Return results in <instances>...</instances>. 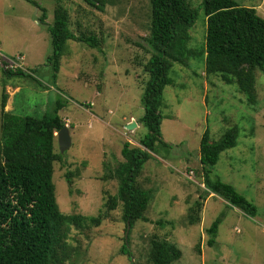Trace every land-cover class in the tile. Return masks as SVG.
<instances>
[{
	"label": "rangeland",
	"instance_id": "obj_1",
	"mask_svg": "<svg viewBox=\"0 0 264 264\" xmlns=\"http://www.w3.org/2000/svg\"><path fill=\"white\" fill-rule=\"evenodd\" d=\"M31 1L45 9L44 24L39 23L40 9L27 1L0 0V68L23 73L7 77L0 69V104L5 93L6 112L40 119L61 103L58 116L71 146L61 155L55 138V153L61 156L53 163L55 200L63 214L100 221L70 229L60 264H149L152 240L180 250V259L172 264H264V71H255V104L250 105L235 84L206 77L203 58L190 59L186 67L172 64V85L164 87L159 109L162 140L169 148L157 149L144 164L137 184L150 192L147 222H135L127 231L121 205L107 211L105 204L117 192L111 171L122 161L123 144L137 147L147 135L140 124L131 131L125 127L143 116L141 99L149 81L144 65L151 56L144 42L149 0H107L103 12L81 0H60L70 31L96 36L100 49L67 41L55 80L47 59L52 50L48 27L57 0ZM234 1L264 19V0ZM187 2L199 9L188 46L199 49L206 30L201 0ZM233 127L238 130L236 146L207 169L212 179L233 186L256 206L253 218L215 195H205L203 203L199 199L205 193L200 139L208 130L210 141L217 143ZM197 201L202 208L190 216ZM216 220L215 243L209 247L206 230ZM123 245L129 256L121 253Z\"/></svg>",
	"mask_w": 264,
	"mask_h": 264
},
{
	"label": "trees",
	"instance_id": "obj_2",
	"mask_svg": "<svg viewBox=\"0 0 264 264\" xmlns=\"http://www.w3.org/2000/svg\"><path fill=\"white\" fill-rule=\"evenodd\" d=\"M25 1L40 9L39 23L44 24L45 9L31 0ZM81 1L99 12H103L107 3V0ZM149 4V35L144 39L151 53L144 65L149 81L141 99L143 116L137 122L146 128L147 135L139 140L137 147L123 144L122 161L111 171L118 183L117 192L115 196H108L105 204L107 211L121 205L122 219L130 228L135 222H147L144 214L150 202V192L138 186L137 178L152 153L159 148H169L162 140L159 109L164 87L172 85L168 78L172 64L186 67L190 59L203 58L206 77L217 76L225 84H235L250 105L255 104V71H264V19L254 8L241 7L234 0H201L200 9L206 22L205 42L203 47L192 49L188 46L189 31L199 9L191 8L187 0H149ZM48 33L52 50L47 64L54 80L67 41L100 49L96 36L83 33L78 36L70 31L68 14L60 0H57ZM1 70L7 77L23 75L18 68ZM6 100L7 95L3 93L0 104V264H60L66 258L70 229L98 226L99 217L63 214L56 203L52 175L53 163L61 158L55 153V135L65 126L58 116L61 103L54 105L52 115L36 119L6 112ZM237 134L236 127L226 129L217 143L210 141L208 130L202 135L198 155L205 193L199 199L202 202L205 195H215L253 218L256 206L233 186L218 178L212 179L207 169L216 165L221 153L236 146ZM65 180L71 193V173H66ZM201 202H195L189 209L190 216L200 212ZM218 224L216 220L206 230L209 247L214 246ZM121 253L130 255L126 245L122 246ZM180 257L181 252L174 245L159 240L150 242L149 264H172Z\"/></svg>",
	"mask_w": 264,
	"mask_h": 264
},
{
	"label": "water",
	"instance_id": "obj_3",
	"mask_svg": "<svg viewBox=\"0 0 264 264\" xmlns=\"http://www.w3.org/2000/svg\"><path fill=\"white\" fill-rule=\"evenodd\" d=\"M137 127V124L135 122H132L128 124L125 129L127 131H131ZM56 139L57 144L59 148V153L62 155L64 154L71 146V137L69 134V131L67 129V126H64L60 131L56 133ZM129 229V226L127 225V231Z\"/></svg>",
	"mask_w": 264,
	"mask_h": 264
},
{
	"label": "built area",
	"instance_id": "obj_4",
	"mask_svg": "<svg viewBox=\"0 0 264 264\" xmlns=\"http://www.w3.org/2000/svg\"><path fill=\"white\" fill-rule=\"evenodd\" d=\"M12 65H14L13 63H12ZM11 68H13L12 66H11ZM190 179V178H189Z\"/></svg>",
	"mask_w": 264,
	"mask_h": 264
}]
</instances>
